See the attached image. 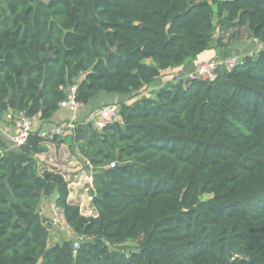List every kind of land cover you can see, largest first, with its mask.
<instances>
[{"label":"trees","instance_id":"trees-1","mask_svg":"<svg viewBox=\"0 0 264 264\" xmlns=\"http://www.w3.org/2000/svg\"><path fill=\"white\" fill-rule=\"evenodd\" d=\"M247 38L264 43V0H0V112L50 120L72 85L82 104L135 99L102 129L67 130L93 170L95 215L60 169H39L59 136L33 130L0 153V264H264V49L138 94ZM55 191L77 249L49 244L37 207Z\"/></svg>","mask_w":264,"mask_h":264},{"label":"crops","instance_id":"crops-1","mask_svg":"<svg viewBox=\"0 0 264 264\" xmlns=\"http://www.w3.org/2000/svg\"><path fill=\"white\" fill-rule=\"evenodd\" d=\"M220 48H212L206 50L203 53L199 54L196 58L192 59L186 65L170 68L162 73V76L159 77L152 85L146 87L152 89L149 95H154L155 91L159 88L156 86L158 82L163 81L165 84L174 79L186 78V75L189 71L194 69L199 62L202 60H207L218 56ZM153 86V88H150ZM145 89V88H144ZM135 99H132L130 94H120V93H102L95 100L90 101L88 104H81L80 108L76 112L71 111L69 108L60 107L59 110L54 114L50 120H44L40 117H35L33 130H39L40 132H45L51 130L53 127H56L60 123L67 122L69 120H74L77 122L84 121L89 115L94 113L100 106L107 103H126ZM13 111L10 112H0V153L10 151V150H19L20 147H16L13 142V137L17 133L18 128L16 127L14 120L11 118ZM60 141H47L45 144L48 146L49 150L45 153L36 155V158L39 162L40 171L52 170L54 167H57L62 171L64 177L69 182L70 202L80 206L81 211L85 215H95L96 211L91 205L92 195L90 193L93 189V170L88 166V163L85 158H82L79 154H73L70 150L71 144V131H67L59 138ZM65 166V167H63ZM87 187V188H84ZM58 198V192L55 191L51 195H44L40 201L37 210L41 215L44 224L49 226H59L55 222L52 224L53 218V208L52 204H56V199ZM88 203V204H87ZM57 205V204H56ZM59 206V205H58ZM86 208L87 211H86ZM84 210L86 212H84ZM92 212V213H91ZM54 221V220H53ZM65 222V218H64ZM65 225L68 226L65 222ZM71 232H74L72 228L69 227ZM51 232V230H50ZM52 234L50 235L49 244H63L65 241L70 240L65 239L63 243L56 242L52 243Z\"/></svg>","mask_w":264,"mask_h":264},{"label":"built area","instance_id":"built-area-1","mask_svg":"<svg viewBox=\"0 0 264 264\" xmlns=\"http://www.w3.org/2000/svg\"><path fill=\"white\" fill-rule=\"evenodd\" d=\"M240 62L239 56H231L227 60H219L215 58L204 60L193 71L187 73L188 79H203L213 80L217 76L218 70H222L221 66H225L226 70L234 68ZM77 85H72L68 88L66 97L60 102V106L69 108L71 111L76 112L80 108L81 104L76 99ZM120 106L115 103H107L98 108L94 113L90 115L89 121H91L96 128L102 129L106 125L113 123L119 115ZM11 118L14 120L17 133L13 137V142L16 147H21L27 143L28 138L33 131L34 117L27 116L24 112H13ZM77 123L74 120H69L64 123L58 124L49 131L40 132L43 137L53 138L55 136L63 135L67 130H73ZM115 162L110 164V167H114ZM53 213L55 218L60 217L61 221H64L63 209L52 204ZM82 238V237H81ZM79 247V240L74 241V248Z\"/></svg>","mask_w":264,"mask_h":264},{"label":"rangeland","instance_id":"rangeland-1","mask_svg":"<svg viewBox=\"0 0 264 264\" xmlns=\"http://www.w3.org/2000/svg\"><path fill=\"white\" fill-rule=\"evenodd\" d=\"M216 49V48H215ZM261 49H264V43L260 42L259 40L256 39H252V38H247L245 40H240V41H234L230 47L226 50L224 49H220L218 56H215V59H219V60H227L228 58H230L231 56H248V55H256ZM203 62V60L201 62L198 63L197 66H199L201 63ZM196 66V67H197ZM195 67V68H196ZM194 68V69H195ZM222 70H226L225 66H221ZM194 69H192L191 71H193ZM189 71V72H191ZM188 72V73H189ZM187 76V75H186ZM163 81L158 82V84H156L157 87H161L164 84L162 83ZM150 88H153V86H151ZM152 89L149 88H145L144 90H142L140 93H138L140 96L144 95V94H149L151 93ZM104 105V104H103ZM120 118V116H118L116 118V120H118ZM90 119V115L82 122H89ZM76 123H79L76 121ZM63 135H59V137H61ZM65 167V166H63ZM84 188H87L84 186ZM211 195H204L203 198H208ZM88 204V203H87ZM88 208H86L87 211ZM84 210V212H86ZM92 213V212H91ZM53 220L52 224L55 222H57L56 224H59V226H49L50 227V235L52 234L51 238H52V243L55 244L56 242L59 243H63V241L65 239H70V240H77L78 236L74 233L71 232V230L69 229V226L65 225V222L62 220L60 217L55 218L54 213L52 215ZM138 247V243L136 241H128L126 242L122 248L125 249V251L130 252L133 250H136Z\"/></svg>","mask_w":264,"mask_h":264},{"label":"clouds","instance_id":"clouds-1","mask_svg":"<svg viewBox=\"0 0 264 264\" xmlns=\"http://www.w3.org/2000/svg\"><path fill=\"white\" fill-rule=\"evenodd\" d=\"M116 104V103H115ZM119 105V104H118Z\"/></svg>","mask_w":264,"mask_h":264}]
</instances>
